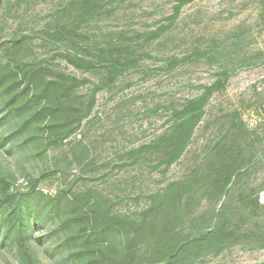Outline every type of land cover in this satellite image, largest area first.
Segmentation results:
<instances>
[{
  "label": "rangeland",
  "instance_id": "obj_1",
  "mask_svg": "<svg viewBox=\"0 0 264 264\" xmlns=\"http://www.w3.org/2000/svg\"><path fill=\"white\" fill-rule=\"evenodd\" d=\"M0 175V264H264V0H0Z\"/></svg>",
  "mask_w": 264,
  "mask_h": 264
},
{
  "label": "trees",
  "instance_id": "obj_2",
  "mask_svg": "<svg viewBox=\"0 0 264 264\" xmlns=\"http://www.w3.org/2000/svg\"><path fill=\"white\" fill-rule=\"evenodd\" d=\"M187 121L183 120L182 125ZM10 185V181L0 175V188L4 190L0 199V232L3 235V239L21 246L26 243L25 240L27 239H32L36 242V239L32 237V231L36 225L40 226L44 232L49 231L47 225L41 223L44 207L42 202L44 199L50 202L58 201V198L52 199L43 191L35 188L23 194L9 193ZM18 195L22 197H18ZM37 244L39 245V243ZM56 245H53V247ZM49 246L51 247L52 245ZM49 248L46 247L45 249L48 250ZM27 256L29 257V254ZM29 262L30 264H40L31 256Z\"/></svg>",
  "mask_w": 264,
  "mask_h": 264
}]
</instances>
